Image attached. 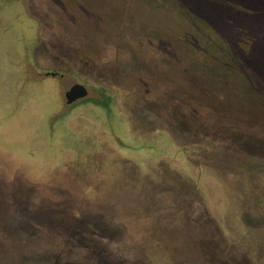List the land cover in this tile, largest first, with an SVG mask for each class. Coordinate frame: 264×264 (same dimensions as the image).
Here are the masks:
<instances>
[{
	"label": "rangeland",
	"instance_id": "rangeland-1",
	"mask_svg": "<svg viewBox=\"0 0 264 264\" xmlns=\"http://www.w3.org/2000/svg\"><path fill=\"white\" fill-rule=\"evenodd\" d=\"M79 224L81 252L264 264V0H0V264Z\"/></svg>",
	"mask_w": 264,
	"mask_h": 264
},
{
	"label": "water",
	"instance_id": "water-1",
	"mask_svg": "<svg viewBox=\"0 0 264 264\" xmlns=\"http://www.w3.org/2000/svg\"><path fill=\"white\" fill-rule=\"evenodd\" d=\"M88 95V89L84 84L74 82L72 85L66 90V102L68 104H73L76 101L86 97ZM102 238L103 235H101ZM110 237H105L103 243L101 244L100 254H95L92 251L81 252L77 254L76 261L72 262V264H98L95 260L97 256L102 258V262L104 264H137L142 261V257L138 254H131L123 245H119L118 243L110 242ZM138 257L136 260L134 257ZM139 259V260H138ZM142 263V262H141Z\"/></svg>",
	"mask_w": 264,
	"mask_h": 264
},
{
	"label": "trees",
	"instance_id": "trees-1",
	"mask_svg": "<svg viewBox=\"0 0 264 264\" xmlns=\"http://www.w3.org/2000/svg\"><path fill=\"white\" fill-rule=\"evenodd\" d=\"M85 222V221H84ZM85 228L83 227V224H79L78 226H74L73 227H68L66 226L65 229H63L62 232H67L68 235H69V238L71 239L70 240V243L67 244V246L65 247L64 251H63V255L55 262V264H72V262H75L76 261V256L79 252V250H77L78 247H81V246H85V239H86V233H85ZM59 232L61 231H56L54 233H48L49 235H53V234H58ZM27 235H29V232H25ZM104 236H106L104 234ZM41 239L43 241V238H30V245H33L35 242H41ZM42 245V244H41ZM91 247L87 249L86 252H90L92 251L93 253L95 254H100V249L98 247V245H90ZM96 262L98 264H104V262H102V258L100 256H97L95 258ZM112 264V263H111ZM137 264H141V262L137 263Z\"/></svg>",
	"mask_w": 264,
	"mask_h": 264
},
{
	"label": "flooded vegetation",
	"instance_id": "flooded-vegetation-1",
	"mask_svg": "<svg viewBox=\"0 0 264 264\" xmlns=\"http://www.w3.org/2000/svg\"><path fill=\"white\" fill-rule=\"evenodd\" d=\"M46 75H51V76H54V77H59V78H64V75L65 74H62L61 72H59L58 70H55V71H47L45 72Z\"/></svg>",
	"mask_w": 264,
	"mask_h": 264
}]
</instances>
